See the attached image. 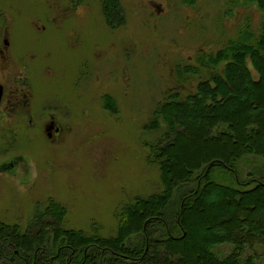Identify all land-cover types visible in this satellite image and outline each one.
I'll return each mask as SVG.
<instances>
[{"label": "rangeland", "instance_id": "374dc122", "mask_svg": "<svg viewBox=\"0 0 264 264\" xmlns=\"http://www.w3.org/2000/svg\"><path fill=\"white\" fill-rule=\"evenodd\" d=\"M103 3L0 0V44L8 40L17 67L8 80L26 86L29 74L33 103L42 110L31 128L24 122L15 128L16 137L0 134V224L6 229L34 232L41 221L43 230L117 236L126 204L163 192L150 147L163 145L169 133L163 119L154 125V112L175 94H195L211 75L201 61L243 30H258L263 19L252 0H109L111 21ZM247 66L260 81L250 60ZM52 120L62 128L55 140L45 131ZM176 128L185 133L182 124ZM194 138L202 147L197 133ZM263 138L264 132L257 137ZM177 149L180 154L184 146ZM263 172L259 156L239 164L244 178ZM51 202L64 210L58 222ZM167 211L171 218L175 205ZM51 238L45 240L49 249L57 246ZM252 246L245 257L256 252L264 264V240ZM231 251L217 249L221 258Z\"/></svg>", "mask_w": 264, "mask_h": 264}, {"label": "trees", "instance_id": "16d2710c", "mask_svg": "<svg viewBox=\"0 0 264 264\" xmlns=\"http://www.w3.org/2000/svg\"><path fill=\"white\" fill-rule=\"evenodd\" d=\"M252 1L262 12L259 29H242L236 40L201 61L211 75L199 83L195 94L186 99L175 94L154 112V125L163 119L169 133L163 145L150 147L153 162L160 165L162 194L126 204L119 212L126 221L111 239L43 230L41 221L28 233L0 224V263L172 264L171 258L175 264H260L256 252L245 254L254 242L264 240V172L245 178L239 173L246 157L264 158V138L257 139L264 132V0ZM102 9L111 21L109 0ZM248 60L260 81L253 80ZM230 84L235 85L234 92ZM196 133L202 147L197 146ZM182 145L184 149L176 153ZM169 203L175 205L171 218ZM48 208L55 222L62 219L59 205L51 202ZM211 212V219L199 220ZM48 238L57 246L49 249ZM221 246L232 247L225 258L217 252Z\"/></svg>", "mask_w": 264, "mask_h": 264}, {"label": "flooded vegetation", "instance_id": "af4514ba", "mask_svg": "<svg viewBox=\"0 0 264 264\" xmlns=\"http://www.w3.org/2000/svg\"><path fill=\"white\" fill-rule=\"evenodd\" d=\"M9 52L10 44L6 39L0 44V87L2 88V98L0 101V134L5 132L16 137L20 131L15 133V128H18L22 122L31 128L33 123L40 120L39 113L42 110L40 109L41 106L39 107L38 104L33 103L34 97L31 91L29 74L27 76L26 72H22L27 76L28 82L26 86L28 88L24 84H11L10 80H8V76L11 77L12 73H15L17 70V67L13 64V60L9 56ZM41 115L45 116L44 113ZM45 131L49 140H55V138L57 139L61 135L62 128H60L56 121L52 120Z\"/></svg>", "mask_w": 264, "mask_h": 264}, {"label": "water", "instance_id": "95a60500", "mask_svg": "<svg viewBox=\"0 0 264 264\" xmlns=\"http://www.w3.org/2000/svg\"><path fill=\"white\" fill-rule=\"evenodd\" d=\"M1 98H2V88L0 87V101H1Z\"/></svg>", "mask_w": 264, "mask_h": 264}]
</instances>
